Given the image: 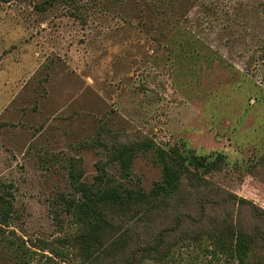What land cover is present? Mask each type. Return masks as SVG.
<instances>
[{"label":"rangeland","instance_id":"obj_1","mask_svg":"<svg viewBox=\"0 0 264 264\" xmlns=\"http://www.w3.org/2000/svg\"><path fill=\"white\" fill-rule=\"evenodd\" d=\"M44 1L0 0V188L13 193L17 210L5 234L15 238L14 230L37 251L25 257L30 264L61 254L81 262L79 225L67 210L80 193L70 174L90 184L107 161L118 181L150 190L162 177L157 147L224 159L207 188L186 184L141 219L136 238L174 227L180 216L186 227L185 213L199 217L198 197L210 190L218 201L228 192L264 209L263 0H171L188 35L204 39L175 52L152 36L160 14L150 2L166 0H54L42 9ZM143 139L156 148L139 152L123 179L105 146ZM208 212L259 222L237 204ZM210 258L205 245L186 242L173 262L143 264H225ZM20 260L0 240V264Z\"/></svg>","mask_w":264,"mask_h":264},{"label":"trees","instance_id":"obj_2","mask_svg":"<svg viewBox=\"0 0 264 264\" xmlns=\"http://www.w3.org/2000/svg\"><path fill=\"white\" fill-rule=\"evenodd\" d=\"M53 3L54 0H45L40 5L42 9H47ZM150 4L155 7V13L160 14L157 28L152 31L154 40L166 42L173 49L172 52L179 46L192 50L193 44L204 40L196 33L197 36L188 35L191 33L190 28H186L170 13L172 7L176 8L171 0L158 5ZM260 7L264 17V0ZM175 30L181 33L180 37L165 41ZM155 145L143 139L108 143L105 148L110 155L108 161L117 164L124 173L123 179H126L138 153L156 148ZM156 150L162 166V177L154 182L150 190L130 186L125 180L118 181L110 174L107 161L98 164L99 171L90 184L80 180L81 173L77 176L70 174L73 185L80 193L79 197L71 198L67 207L79 225V232L73 239L79 248V264H143L147 260L167 259L173 262L177 247L186 242L205 245L206 251L211 254L210 261L216 259L225 264H264V209L233 193L226 192L223 200L218 201L217 196L221 193L214 190L204 192L206 198L202 201V196L197 200L199 217L185 213L192 219L186 227L182 224V218L185 217L180 216V221L174 227L165 228L152 236L139 234L135 237L139 221L150 218L153 211L184 194L183 186L189 184L207 188L211 184L208 174L218 168L224 159L221 155L212 161L196 156L190 159L177 145L157 147ZM13 199L11 191L0 188V240L6 241L16 256L21 258L17 264H30L25 257L33 258L37 251L30 248L27 241L16 235L14 230L9 232L15 234V238L5 234V228L17 218ZM217 203L248 207L251 216L259 222L246 224L231 212L223 216H210L208 206ZM57 258L46 256L42 264H69L68 256L61 254Z\"/></svg>","mask_w":264,"mask_h":264}]
</instances>
